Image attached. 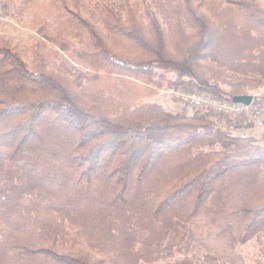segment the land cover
Instances as JSON below:
<instances>
[{"label":"trees","instance_id":"16d2710c","mask_svg":"<svg viewBox=\"0 0 264 264\" xmlns=\"http://www.w3.org/2000/svg\"><path fill=\"white\" fill-rule=\"evenodd\" d=\"M174 83L263 87L264 0H9L0 264H248L257 235L264 264V149L149 101Z\"/></svg>","mask_w":264,"mask_h":264},{"label":"rangeland","instance_id":"374dc122","mask_svg":"<svg viewBox=\"0 0 264 264\" xmlns=\"http://www.w3.org/2000/svg\"><path fill=\"white\" fill-rule=\"evenodd\" d=\"M8 9H9V0H0V21L6 19L8 14ZM61 67L72 76L80 74V72L77 71L76 68L73 67L69 62L63 63ZM166 78L169 79L171 82L178 81L177 76L173 72H166ZM171 89L181 90V91H187L188 89L202 91L190 85L183 86L180 85L179 83H174L170 85H164V87L157 89V94L151 97L149 101L160 105L165 111L173 114H182L185 116H192L194 114H203L213 124L214 127L220 129L214 123V117L209 113L208 110L201 111L198 110L199 108L196 109L186 108L181 103V101L169 91ZM254 92H264V86L254 90H249L247 91L246 95L251 96ZM214 96H218L223 99H228L220 95H214ZM235 122L238 121L235 120ZM258 122L259 123L255 125L247 126L245 128V130L248 131L249 135L247 138L244 139H252L256 142V144H258L264 149V116H262ZM263 169H264V165H263ZM262 241H263V236L257 235L251 241L247 242L245 245L239 248L244 254L248 264H262L263 257L259 253V247L262 245ZM177 251L180 255H187L193 258L194 264H223V262L220 259H218L216 256L212 254L205 253L201 248L197 247L191 240H188L187 243H185L184 246L179 248Z\"/></svg>","mask_w":264,"mask_h":264},{"label":"built area","instance_id":"2783aa9c","mask_svg":"<svg viewBox=\"0 0 264 264\" xmlns=\"http://www.w3.org/2000/svg\"><path fill=\"white\" fill-rule=\"evenodd\" d=\"M186 108L205 111L214 117V123L221 130L235 138H247V126L255 125L264 116V92H254L249 104L223 99L206 92L188 89L187 91L169 90ZM237 120L238 122H235Z\"/></svg>","mask_w":264,"mask_h":264},{"label":"water","instance_id":"95a60500","mask_svg":"<svg viewBox=\"0 0 264 264\" xmlns=\"http://www.w3.org/2000/svg\"><path fill=\"white\" fill-rule=\"evenodd\" d=\"M234 102H240L245 105L249 104L251 97L249 95L235 96L232 98Z\"/></svg>","mask_w":264,"mask_h":264}]
</instances>
